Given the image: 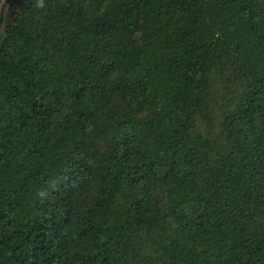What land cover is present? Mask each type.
Here are the masks:
<instances>
[{
  "label": "trees",
  "instance_id": "obj_1",
  "mask_svg": "<svg viewBox=\"0 0 264 264\" xmlns=\"http://www.w3.org/2000/svg\"><path fill=\"white\" fill-rule=\"evenodd\" d=\"M5 5L0 264H264V0Z\"/></svg>",
  "mask_w": 264,
  "mask_h": 264
},
{
  "label": "rangeland",
  "instance_id": "obj_2",
  "mask_svg": "<svg viewBox=\"0 0 264 264\" xmlns=\"http://www.w3.org/2000/svg\"><path fill=\"white\" fill-rule=\"evenodd\" d=\"M4 3L6 4L5 5V8H4L6 12H8V10H10V8L14 7V5H15V3H11V6H10L9 4H7V2L5 0H1V2H0V9H1V7H2V5Z\"/></svg>",
  "mask_w": 264,
  "mask_h": 264
},
{
  "label": "water",
  "instance_id": "obj_3",
  "mask_svg": "<svg viewBox=\"0 0 264 264\" xmlns=\"http://www.w3.org/2000/svg\"><path fill=\"white\" fill-rule=\"evenodd\" d=\"M10 6L11 3H15L14 7L21 5L22 0H5Z\"/></svg>",
  "mask_w": 264,
  "mask_h": 264
}]
</instances>
